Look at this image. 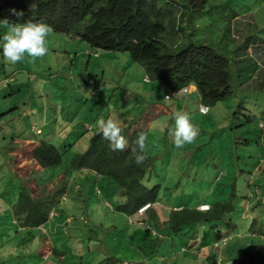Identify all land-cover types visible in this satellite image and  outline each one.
<instances>
[{
  "label": "rangeland",
  "instance_id": "374dc122",
  "mask_svg": "<svg viewBox=\"0 0 264 264\" xmlns=\"http://www.w3.org/2000/svg\"><path fill=\"white\" fill-rule=\"evenodd\" d=\"M225 2L240 14L233 22L231 52L238 58L235 94L207 105L208 114L202 115L192 86L182 99H191L187 115L195 138L174 143L176 114L151 119L146 137L155 162L146 185L161 187V199L153 205L160 221L169 218L172 206L194 208L201 202L214 206L219 218L179 232L152 231L161 238L153 240L155 251L145 242L141 250L131 232L145 228V214L128 222L114 213L123 201L116 185L70 172L73 155L88 149L100 120H115L129 105L147 112L151 104L169 110L187 102L167 99L170 91L161 82L144 83L142 66L129 54L96 50L50 30L43 56L25 54L15 63L0 56V264H186L188 258L241 264L238 254L247 249L254 264H264V0ZM14 25L0 18V35ZM205 25L197 28L207 33ZM38 140L64 153L62 166L44 170L31 158L32 142ZM24 186L37 198L65 189L58 210L72 208L67 218L76 217L74 225L65 226L57 210L40 230L18 225L15 209ZM218 233L227 239L225 246H217L212 235ZM201 242L209 247L200 248Z\"/></svg>",
  "mask_w": 264,
  "mask_h": 264
},
{
  "label": "trees",
  "instance_id": "16d2710c",
  "mask_svg": "<svg viewBox=\"0 0 264 264\" xmlns=\"http://www.w3.org/2000/svg\"><path fill=\"white\" fill-rule=\"evenodd\" d=\"M239 16L234 6L225 0H0L1 19L14 24L42 21L53 32L78 39L93 49L125 52L142 66L151 81L161 82L170 91L194 86L200 103L205 106L230 98L237 90L238 58L236 50L231 52L233 22ZM205 22L207 33L197 28V23L202 25ZM120 127L127 140L122 150L110 148L100 129L95 130L88 149L73 155L69 169L70 172L83 171L86 177L101 178L108 185H116L123 201L118 204L116 212L111 211L123 215L128 222L144 206L151 205L144 212L148 217L145 228L131 232L136 234L135 242L141 250H144L142 244L145 242L151 253L155 251L153 240L161 238L152 231L179 232L186 226L219 218L221 213H213L214 206L201 211L195 206L175 205L181 209L172 210L169 218L161 222L153 208L161 199V187L149 188L146 185L155 167L154 157L147 152V132L132 131L130 123ZM140 133L144 136V159L137 164L132 152L134 149L140 151L135 143ZM30 155L44 169L64 163V153L56 145L43 140L32 142ZM84 182L83 189L87 180ZM65 191L37 198L29 187H22L15 209L18 225L29 229L47 225L52 211H59ZM84 192L81 193L84 195ZM59 213L65 226L74 225L76 217L70 214L72 221L68 223L67 210ZM126 232H130L129 227ZM212 236L218 243L226 239L221 233ZM54 253L58 254L57 251ZM240 259L241 264L255 262L253 252L248 249L240 255ZM214 262L217 264L216 260ZM186 264L200 263L188 258Z\"/></svg>",
  "mask_w": 264,
  "mask_h": 264
},
{
  "label": "clouds",
  "instance_id": "9594fccd",
  "mask_svg": "<svg viewBox=\"0 0 264 264\" xmlns=\"http://www.w3.org/2000/svg\"><path fill=\"white\" fill-rule=\"evenodd\" d=\"M12 11L15 12V10ZM50 30V26L42 21H28L11 26L7 32L0 35V56L12 63L21 60L25 54L30 57L43 56L47 51L46 36ZM98 125L100 134L109 142L110 148L122 150L126 146L127 140L116 120L111 118L100 120ZM196 134V129L190 122L188 115L181 112L176 113L174 129L172 130L174 143L177 146H181L186 142H191ZM135 143L140 151L134 149L132 155L135 163L139 164L144 159L142 151L144 144L143 133L137 135Z\"/></svg>",
  "mask_w": 264,
  "mask_h": 264
},
{
  "label": "crops",
  "instance_id": "0c3cea01",
  "mask_svg": "<svg viewBox=\"0 0 264 264\" xmlns=\"http://www.w3.org/2000/svg\"><path fill=\"white\" fill-rule=\"evenodd\" d=\"M238 20V19H237ZM237 20H235V22L237 21ZM252 49H249L248 50V52L249 51H251ZM145 77H146V74H145V76H144V79H143V82L144 83H146V84H149V83H147V82H145ZM152 82V81H151ZM169 90V89H168ZM170 91V90H169ZM190 93V92H189ZM127 94H130V92H127ZM198 100H199V94H198ZM182 101H185V104H186V102H187V104L186 105H184V106H179V107H177V108H175V107H173V108H169V110H167L165 107H162V106H160V105H153V104H151V106H150V108L149 109H147V112H145L144 110H142L143 108L142 107H138V105L136 104V105H133V107H130V105L128 106V107H124V111H123V115H122V113H118L119 115L116 117V121L119 123V126H121V125H123V124H131L132 125V131L133 130H143V131H145V132H147V134L149 133V131H151L152 130V126H153V124H151V123H153V120H151V119H156V118H158L159 117V115H161V114H165L166 116H168V115H170V114H176V113H178V112H182V113H186V114H189L190 112H191V110H190V108H189V102L191 101V99L190 98H184V99H182ZM127 102V104H130L131 103V101H126ZM135 103H138L139 102V100L137 99V100H135L134 101ZM199 102H200V100H199ZM201 104V103H200ZM200 113V112H199ZM201 114V113H200ZM203 115V114H202ZM207 115V114H206ZM150 120H151V122H150ZM146 123H149L148 125H146ZM93 128V127H92ZM39 131H41V130H39ZM147 134H146V137H147ZM36 162V161H35ZM37 163V162H36ZM44 169V168H43ZM45 170V169H44ZM34 174L36 175V172H35V170H34ZM102 180V179H101ZM100 180V181H101ZM97 181H99V180H97ZM79 187V186H78ZM75 204V203H74ZM202 204H209V203H206V202H201V203H198V204H196L195 205V207L196 208H199L200 207V205H202ZM210 205V207H212V205L211 204H209ZM75 207H76V205H75ZM179 206H174L173 207V209L174 210H180L181 208H178ZM71 209V208H70ZM173 209H171V211L173 210ZM211 209V208H210ZM67 210V215H68V212H69V209L67 208L66 209ZM72 210V209H71ZM144 214V213H143ZM138 215H139V213H138ZM137 216V215H136ZM144 217H146V219L145 220H143L144 221V223H148V217H147V215H145ZM14 221L16 222V219H14ZM67 221H68V219H67ZM251 222V221H250ZM43 227H45V226H41V227H38V228H35V229H37V230H40L41 228H43ZM211 238V237H210ZM28 239H29V236H28ZM214 244V243H213ZM212 244V245H213ZM200 245H202L201 247L202 248H204V249H206V248H208L209 247V244H207V243H204V242H202V244H200ZM233 252H234V250H233ZM239 256L241 255L240 253L238 254ZM90 263V262H89ZM21 264H22V262H21Z\"/></svg>",
  "mask_w": 264,
  "mask_h": 264
},
{
  "label": "built area",
  "instance_id": "2783aa9c",
  "mask_svg": "<svg viewBox=\"0 0 264 264\" xmlns=\"http://www.w3.org/2000/svg\"><path fill=\"white\" fill-rule=\"evenodd\" d=\"M145 82H147V83H150L151 82V80H150V78L148 76L145 77ZM189 92H190V87H184V88H182L180 90L170 91L169 94L166 96V98L167 99H170V100L171 99H174V100H182V98L185 95L189 94ZM199 112L201 114H203V115H206V114H208V108L205 105L200 104ZM107 205H108V207H110V209L112 211L114 210V208L109 203ZM150 206L151 205L144 206L142 209L139 210V213L140 214L144 213ZM199 209L201 211H207V210L210 209V206L207 205V204H203V205H201L199 207ZM220 244H222V246L223 245L225 246L227 244V239L223 240V242H221ZM218 245H219V243L217 244V246Z\"/></svg>",
  "mask_w": 264,
  "mask_h": 264
},
{
  "label": "bare ground",
  "instance_id": "6f19581e",
  "mask_svg": "<svg viewBox=\"0 0 264 264\" xmlns=\"http://www.w3.org/2000/svg\"><path fill=\"white\" fill-rule=\"evenodd\" d=\"M210 210V209H209Z\"/></svg>",
  "mask_w": 264,
  "mask_h": 264
}]
</instances>
